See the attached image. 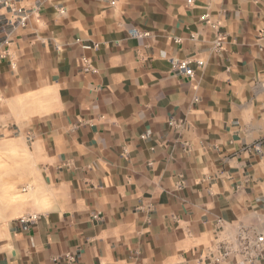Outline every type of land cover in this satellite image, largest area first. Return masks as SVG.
Wrapping results in <instances>:
<instances>
[{
	"label": "crops",
	"instance_id": "1",
	"mask_svg": "<svg viewBox=\"0 0 264 264\" xmlns=\"http://www.w3.org/2000/svg\"><path fill=\"white\" fill-rule=\"evenodd\" d=\"M3 51L0 264H264V0H0Z\"/></svg>",
	"mask_w": 264,
	"mask_h": 264
},
{
	"label": "built area",
	"instance_id": "2",
	"mask_svg": "<svg viewBox=\"0 0 264 264\" xmlns=\"http://www.w3.org/2000/svg\"><path fill=\"white\" fill-rule=\"evenodd\" d=\"M204 17H206V16H204ZM25 25H26V17L23 16L20 19V26L25 27ZM213 27H215V26H213ZM132 33L137 35L136 31H133ZM144 35H146V34H144ZM176 41L178 42L179 40H176ZM4 44H7V42H4ZM217 47H220L219 42H217ZM82 48L85 50H87V49L88 50H90V49L96 50L97 46L95 44H93V45H82ZM6 54H7L6 51H3L0 54V57L5 58ZM81 63L85 67L86 70H91V68H92L91 63H90L88 58L82 57ZM191 64H192L191 61L188 59L187 60H179V61H170V67H171L172 72L178 73V74H181L184 76H189V77L193 76V74H194L193 69L191 68ZM195 64L197 66H201L202 62L196 61ZM94 218H96V216H94ZM35 219H36L35 215H26V216L19 218V222L22 224H28V223L34 221ZM254 247L256 248L257 251H263V249H264V236H257L255 238ZM227 255H228V250L224 249L223 252L221 253V256L216 258L215 261L219 262L221 259L225 258Z\"/></svg>",
	"mask_w": 264,
	"mask_h": 264
},
{
	"label": "rangeland",
	"instance_id": "3",
	"mask_svg": "<svg viewBox=\"0 0 264 264\" xmlns=\"http://www.w3.org/2000/svg\"><path fill=\"white\" fill-rule=\"evenodd\" d=\"M8 139V138H7ZM10 142V140H7V144ZM19 158L20 156L18 155V151L15 150L14 147H7V150L5 152V160H6V167L4 168V170L6 171V175L7 177L10 176V175H13V171H14V168L12 167L13 166V160L15 158ZM12 162V163H11ZM1 170V168H0ZM3 170V168H2ZM23 175H24V172H23ZM7 196L9 195L10 191L8 190H11L9 189L10 187L8 182H7ZM24 189V188H22ZM22 195L24 194L23 190L21 191ZM8 198V197H7ZM22 200V199H21ZM25 200L22 201V203H24ZM14 198L12 197L11 199H7L6 200V205H7V208H10L12 209L14 207Z\"/></svg>",
	"mask_w": 264,
	"mask_h": 264
}]
</instances>
